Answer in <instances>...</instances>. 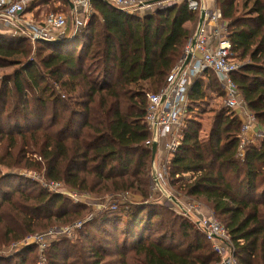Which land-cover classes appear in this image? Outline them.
I'll use <instances>...</instances> for the list:
<instances>
[{"label": "trees", "instance_id": "trees-1", "mask_svg": "<svg viewBox=\"0 0 264 264\" xmlns=\"http://www.w3.org/2000/svg\"><path fill=\"white\" fill-rule=\"evenodd\" d=\"M30 1L33 7L53 2ZM240 1L241 12L237 0H216V6L227 23L231 57L240 63L233 74L240 98L264 127V0ZM92 3L95 12L83 30L57 42L40 40L39 60L19 63L5 76L0 99L3 94L9 117L24 109L20 119L27 127L0 126V165H22L30 149L41 160L27 159L26 165L44 168L48 180L109 196L117 205L85 222L77 241L54 240L47 248L49 264H220L197 222L151 200L152 148L146 144L147 94L166 85L195 33L186 23L196 31L200 12L184 1L143 16L104 0ZM23 42L25 37L0 33V51ZM208 73L207 83L199 77L192 85L190 112L209 87L220 93L216 74ZM241 128L230 108L217 113L205 139L200 125L187 119L167 173L177 191L211 206L236 246L238 264H264V137L241 148ZM34 187L36 182L0 169V247L90 213L83 203ZM32 251L3 255L0 264H36L29 261Z\"/></svg>", "mask_w": 264, "mask_h": 264}, {"label": "built area", "instance_id": "built-area-1", "mask_svg": "<svg viewBox=\"0 0 264 264\" xmlns=\"http://www.w3.org/2000/svg\"><path fill=\"white\" fill-rule=\"evenodd\" d=\"M30 0H0V33L12 35L27 34L33 41H51L59 38L66 31L76 34L79 28L86 26L94 14L93 0H68L69 12L73 13V28L68 29V19L63 12H50L39 23L26 18V9ZM126 13L143 16L158 8L174 2H187L190 10L205 17L199 30L189 39L184 57L171 71L166 85L157 93H148L146 122L151 137L146 142L149 147L156 143L158 150L171 157L182 143V132L190 116V90L196 79L205 72L212 71L224 87L228 108L239 111L242 119V134L253 125L252 117L247 113L240 98L239 89L233 78L240 63L233 59L231 44L227 40V23L222 18L218 7L208 9L205 0H104ZM198 28V25H197ZM193 40L195 43L193 44ZM189 63L184 66L187 56ZM263 138L262 133H254ZM241 148L248 142L241 137ZM169 159V161H170ZM59 182L49 184L51 191H57ZM213 212V211H212ZM193 213L197 224L210 241L213 249L220 255V264H238L236 246L227 229L213 213L205 214L198 205H186L185 215ZM82 225V222L77 223Z\"/></svg>", "mask_w": 264, "mask_h": 264}, {"label": "rangeland", "instance_id": "rangeland-1", "mask_svg": "<svg viewBox=\"0 0 264 264\" xmlns=\"http://www.w3.org/2000/svg\"><path fill=\"white\" fill-rule=\"evenodd\" d=\"M211 3L216 5V0H213V2ZM241 3L242 2L240 0H237V4H239L238 8L240 12L243 11ZM68 10L69 8H67V5L63 3L62 0H53L50 6L37 5L35 7L32 6V1H29V4L26 9V18L28 20H31V22L39 23L50 12H63L68 19V26H69L68 29L72 30L74 26L73 13L69 12ZM78 30L79 31L83 30V28H79ZM18 37H25V42L20 44L18 43V46L16 45L17 49H13L12 51H0V93H2L3 90V84H4L3 81L5 76L11 75L13 71L17 68V66H20L19 63L23 65L31 61L33 62L39 60L37 53V46L39 41L38 40L33 41L27 34L18 35ZM205 75L208 78L209 75L208 71L205 72ZM208 80H206V82ZM30 99H33V97H30ZM13 102L14 100L10 99L9 103L7 104V105L11 104L12 110L14 109ZM4 103H5V99L3 94H1L0 126L1 127L3 126V128H5L6 130L8 129L17 130L18 128H20L19 125L22 126L23 129L26 128L27 123L20 119L24 109H20L18 111V114L16 115L15 112L10 111L13 114V117H9L8 116L9 111H7V108H4ZM33 104L35 106V103ZM244 105L247 113L253 119V125L251 126L250 130L245 134H242V128H241V132H240L241 137L244 138L245 140H248V142L252 140L257 141V139L260 140L261 138L257 136L255 137L254 133L260 132L264 135V127L261 126L258 121H256V119L254 118V116L246 106L245 102ZM194 108H195L194 110L197 113L194 115H198L197 120H195L196 116H194L192 113H190L188 119L194 120L200 125V137L202 139H205L209 135V132L212 128V124L214 122L217 113L222 111L223 109H229L226 104V95H225L224 87L222 86L220 93L209 87L207 89V95L204 101L201 102L200 105H195ZM234 111L239 115L240 120L242 122L239 111H237V109ZM46 117L47 118L51 117V110H49L46 113ZM7 143L8 141H6V139H3L2 147H4ZM19 143L20 142H18V144ZM17 149L18 147L13 148L12 151H15ZM25 158L26 159L23 161V164L19 165L18 167L9 168L0 165V169L4 174L14 175L18 179L20 178V179H26L32 182H36L39 187H34L35 190H38V188L41 187L47 189L52 193H60L64 195L72 203H79V202L83 203L87 205L88 210L90 211V213L81 220L71 223L68 222L63 223V221H61L56 223L55 225L48 227L47 229L37 230L35 232L28 233L25 237L21 239L11 240L8 242L6 241L5 245L0 247V257L3 255L12 256L15 255L21 249L33 247L36 253L32 251L33 254L31 255L29 261H35L36 264H49L46 255L47 248L54 240H59L62 237V238H67L70 242L77 241L76 238L79 234L78 231L83 227V224L85 222L91 220L94 215H96L98 212L104 209L115 208L114 205H116V203H114L109 196L93 195L90 192L71 190L63 182H59L60 186L58 187L57 191H51V189L49 188V184L52 182V180H48L45 177L44 168L40 169L39 167H35V166L29 167L26 165L27 159L31 162L33 161L39 162L41 158L37 156L34 153V151H31L30 149L28 150ZM169 159H170L169 154L163 152V150L161 151L157 150L156 156L152 161L151 181L153 187L151 190V200L154 199L155 201L160 202L161 204L167 206L168 208L173 209L177 214L183 216H186L185 206L194 205V204L198 205L200 207V210L205 214L213 213L214 211L211 208V206H209L204 200L195 199L188 195H185V193H183L182 191L181 192L177 191V188L174 185H172L167 173V165L169 163ZM125 199H126L125 197L122 198V200ZM186 217L191 218L194 222H197V218L193 215V213L188 214ZM216 217L218 218L217 215ZM79 222H82L81 226L77 225V223ZM0 229H1L0 232L2 233V228L0 227ZM95 230L97 232L96 227ZM96 236L97 239H100V235L98 233L96 234ZM117 238H119L120 240L122 239V237H117ZM109 239H110V243L108 244V247L111 250H113L114 238L110 237ZM107 260L111 261L112 257L108 258Z\"/></svg>", "mask_w": 264, "mask_h": 264}, {"label": "water", "instance_id": "water-1", "mask_svg": "<svg viewBox=\"0 0 264 264\" xmlns=\"http://www.w3.org/2000/svg\"><path fill=\"white\" fill-rule=\"evenodd\" d=\"M205 11L202 10L201 14H200V18H199V22H198V28L197 30H199L203 24V21H204V17H205ZM77 34V33H76ZM76 34H73V32H68L66 31L64 34H62L59 38H56V39H53L51 40V42H57V41H61V40H64L68 35H70L71 37H74ZM195 43V40H193V44ZM190 55L187 56V59L184 63V66H186L189 61H190ZM157 150H158V145L155 143L152 147V161L154 160L155 156H156V153H157Z\"/></svg>", "mask_w": 264, "mask_h": 264}, {"label": "crops", "instance_id": "crops-1", "mask_svg": "<svg viewBox=\"0 0 264 264\" xmlns=\"http://www.w3.org/2000/svg\"><path fill=\"white\" fill-rule=\"evenodd\" d=\"M211 2H213V0H205V4H206L205 6H206V8L212 9L214 7H217L215 4H212ZM186 27H188L193 33L195 32V28H196L195 24H193L191 22H188V23H186ZM203 77H204L205 80H208L206 75H204ZM192 114L194 115V114H197V113H196V111H193ZM194 116H196L195 120H197V116L198 115H194ZM243 118H244V116L241 115V119H243Z\"/></svg>", "mask_w": 264, "mask_h": 264}]
</instances>
